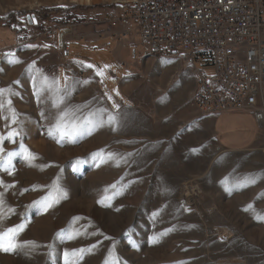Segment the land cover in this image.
Returning <instances> with one entry per match:
<instances>
[{"label":"rangeland","instance_id":"1","mask_svg":"<svg viewBox=\"0 0 264 264\" xmlns=\"http://www.w3.org/2000/svg\"><path fill=\"white\" fill-rule=\"evenodd\" d=\"M123 1L0 0V54L16 50L0 59V89L12 90L0 96V157L17 153L0 169V232L25 225L0 264H65L80 249L91 251L76 264H264V147L222 148L192 103L189 56L154 57L137 31L113 37L123 29L104 16ZM90 36L83 70L88 44L76 41ZM61 117L83 130L60 135Z\"/></svg>","mask_w":264,"mask_h":264},{"label":"built area","instance_id":"2","mask_svg":"<svg viewBox=\"0 0 264 264\" xmlns=\"http://www.w3.org/2000/svg\"><path fill=\"white\" fill-rule=\"evenodd\" d=\"M118 9L108 19L124 31L115 39L137 31L150 55L194 61V102L205 115L247 111L264 125V0H144ZM200 54L210 66L197 65ZM71 56L65 44L63 60Z\"/></svg>","mask_w":264,"mask_h":264},{"label":"crops","instance_id":"3","mask_svg":"<svg viewBox=\"0 0 264 264\" xmlns=\"http://www.w3.org/2000/svg\"><path fill=\"white\" fill-rule=\"evenodd\" d=\"M98 40L99 39L95 38V36H90V38H87L86 40L80 39L76 41V42L82 41L83 43L88 44V47H81L80 49L81 51H83L82 54H83L85 61L83 63L76 62L81 69L89 70L88 65H92V64L87 62L88 59H90L92 63L94 62L95 58L93 57L92 52L93 50H95V48L94 46L89 47V45L94 44ZM109 42L110 43L114 42V39L111 38ZM126 42L128 41L126 40L125 43ZM67 45L69 46V43ZM71 54H72V51H71ZM119 56H121V59L124 58V55H119ZM115 65L117 66L118 69L120 67V68H123L124 71H127L126 67L122 66L123 63L120 60L115 59ZM92 68H94V66ZM192 71H193L192 73L194 76V79H193L194 91L192 93V103L194 104L197 113L204 114L196 106L194 102L196 78H195V70H192ZM111 72H112V75L110 77L112 78L111 79L112 83L113 82L117 83L121 77L118 76V73H116L114 69H112ZM204 120H205V123H207V120L209 121V124L212 130L214 131V134L219 144L222 146V148L226 150L245 151V150H249L252 148L264 147V125L259 123L255 119L254 115L250 112L232 111V112H227L221 115L210 116V117H207L206 115Z\"/></svg>","mask_w":264,"mask_h":264},{"label":"snow or ice","instance_id":"4","mask_svg":"<svg viewBox=\"0 0 264 264\" xmlns=\"http://www.w3.org/2000/svg\"><path fill=\"white\" fill-rule=\"evenodd\" d=\"M14 57V54H10ZM15 63H19V60H14ZM89 68H92V65H88ZM97 75H103V72L101 71H97L96 73ZM46 79V78H45ZM12 90L10 88L7 89H0V96H4L8 93H11ZM14 94V93H13ZM117 95H119V93H117ZM109 99H111V97H109ZM9 106L11 105V101H8ZM113 107H118V105H116L115 103H113ZM9 110L11 112V118H12V122L15 123L16 122V113L13 109H11V107H9ZM5 119H7V117H5ZM108 122L109 124H114L116 123V117L114 116H109L108 118ZM88 124H91L92 121H87ZM72 132L68 131V126L65 125L63 123V117H61L60 122L57 123V125L55 126L54 131L60 133V135H74L76 132L78 131H82L83 128L81 125H76L73 124L72 125ZM19 133H17L15 130H13L12 132L9 133V136L7 137L8 139H13V137H15L16 135H18ZM49 135H52V130H50ZM53 138H55L53 136ZM5 138L4 137H0V145H2L3 140ZM0 153H3V148L0 147ZM17 155V153L15 152H8L6 157H0V169H3L4 171H11L12 169V158ZM23 155H24V159L28 160L29 162H31L32 160L36 159V157L34 156V154H32L31 152L28 151V149L24 148L23 149ZM97 156H100L101 153H97L95 154ZM114 187V186H113ZM109 199L108 197H105L104 200ZM104 200L100 201L101 204L104 203ZM55 201H53L52 197H47L41 201H38L37 203L42 206L45 210H47L48 208L53 206V203ZM2 209H3V201L0 200V214H2ZM9 211H12L11 209H9ZM25 225L21 224L18 225L14 228H8L5 231L0 232V251H4V252H12L15 251L18 247V241H17V237L19 235L20 232L23 231ZM58 237L63 239V233H59ZM72 237H69V239H71ZM158 238L154 237L153 238V242H155ZM95 247V246H94ZM91 249H80L76 252H73L71 254H69L68 252L64 253V261L65 264H76V261L80 260L83 258V255L86 252H90ZM76 257V261L71 260L69 257ZM111 264H119L118 260L113 259L111 261Z\"/></svg>","mask_w":264,"mask_h":264},{"label":"bare ground","instance_id":"5","mask_svg":"<svg viewBox=\"0 0 264 264\" xmlns=\"http://www.w3.org/2000/svg\"><path fill=\"white\" fill-rule=\"evenodd\" d=\"M144 0H124L123 3L121 5H124L125 7H128V5H131V4H141ZM155 1H159V2H168L169 0H155ZM70 34V33H69ZM64 38H62L63 40ZM61 48V47H60ZM10 54H14V52H7V53H2L0 55V59L3 60V59H6L8 57V55ZM263 127V126H262Z\"/></svg>","mask_w":264,"mask_h":264},{"label":"trees","instance_id":"6","mask_svg":"<svg viewBox=\"0 0 264 264\" xmlns=\"http://www.w3.org/2000/svg\"><path fill=\"white\" fill-rule=\"evenodd\" d=\"M119 6V5H118ZM119 7H125L124 5H120ZM109 9H111V8H109ZM108 16H109V14H107V15H105L104 16V18H108ZM205 58H207L206 56H204V55H202V54H200V55H198L197 57H196V62H199L200 60H203V59H205ZM205 60H207L206 61V65L207 66H210V61L208 60V59H205Z\"/></svg>","mask_w":264,"mask_h":264},{"label":"water","instance_id":"7","mask_svg":"<svg viewBox=\"0 0 264 264\" xmlns=\"http://www.w3.org/2000/svg\"><path fill=\"white\" fill-rule=\"evenodd\" d=\"M28 21L30 24H35V25L38 24V20L36 18V15H34V14L32 16H28Z\"/></svg>","mask_w":264,"mask_h":264}]
</instances>
